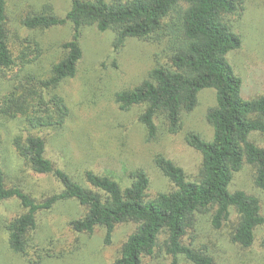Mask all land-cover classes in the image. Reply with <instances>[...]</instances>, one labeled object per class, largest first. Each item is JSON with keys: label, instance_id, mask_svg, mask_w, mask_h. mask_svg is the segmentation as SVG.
Listing matches in <instances>:
<instances>
[{"label": "trees", "instance_id": "1", "mask_svg": "<svg viewBox=\"0 0 264 264\" xmlns=\"http://www.w3.org/2000/svg\"><path fill=\"white\" fill-rule=\"evenodd\" d=\"M70 1L64 17L49 4L22 16V27L30 31L71 26V37L61 43L49 70L24 75L37 56L32 58L26 47L13 50L9 0H0V75L10 81L3 115L24 117L31 130L64 128L70 108L57 90L76 77L84 58V32L96 27L101 33H114L115 54L130 39L159 47L145 78L114 94L122 110L141 108L137 120L148 142L162 134L182 135L184 117L196 110L205 89L216 91L217 103L204 115L213 138L206 140L195 131L184 135L186 145L200 156L195 175L164 153L156 154L153 164L174 188L150 198L151 180L144 168L129 172L128 186L92 169L77 181L47 158V141L40 134L16 137L13 144L26 165L38 175L55 177L60 190L39 201L17 185L9 187L0 166V206L16 199L22 208L6 225L10 250L28 256L37 214L74 200L86 213L69 221V228L92 235L103 227L107 246L118 225H138L113 264H143L158 250L172 257L171 264H179L181 256L190 264H264V237L257 234L264 225L262 202L246 190H230L235 176L249 166L255 186L264 192V146L250 140L252 133L264 134V95L245 99L242 79L227 59L242 47L227 19L243 15L247 0ZM114 65L118 68L116 61ZM232 210L237 213L235 223Z\"/></svg>", "mask_w": 264, "mask_h": 264}, {"label": "rangeland", "instance_id": "2", "mask_svg": "<svg viewBox=\"0 0 264 264\" xmlns=\"http://www.w3.org/2000/svg\"><path fill=\"white\" fill-rule=\"evenodd\" d=\"M46 4L64 17L71 1L9 0L12 48L18 53L26 47L25 51L32 58L37 56V60L26 67L24 75L49 70L59 57L61 43L71 37L70 25L44 32L22 27L21 18L27 11L40 10ZM227 20L242 39V47L227 56L235 74L242 79V96L252 99L264 95V0H247L243 15L229 16ZM113 39L114 33L111 31L101 33L96 27L85 30L82 39L84 58L78 73L57 90L70 108L68 120L60 130H31L24 117L3 115V97L10 81L0 75V166L7 175L9 187L17 185L39 201L60 190L55 177L36 174L16 150L13 140L30 132L46 139L47 158L56 168L69 173L77 181L83 180L86 169H92L98 173H109L107 175L122 186H128L131 184L129 172L144 168L151 180L150 198H154L174 188L173 183L153 164V157L158 153L177 161L190 175L197 173L200 156L186 145L184 135L188 131H195L206 140L213 138V128L204 115L216 105V91L205 89L200 92L199 106L184 117L182 135L162 134L157 141L148 142L146 130L137 120L141 108L122 110L114 94L145 78L153 67L154 55L159 47L130 39L126 47L115 54L112 50ZM115 61L118 68H115ZM17 71L18 68L13 70ZM250 140L264 146V134L252 133ZM253 173L251 167H244L233 179L230 190H246L258 196L264 215V192L255 186ZM21 212L16 199L0 206V264H113L123 244L138 226L133 222L118 225L111 245L107 246L104 243L106 229L103 227L96 228L92 235L72 231L68 222L82 217L86 210L74 200L61 201L51 210L37 214V228L30 233L29 255L23 256L10 250L6 230V225ZM231 220L232 223L237 220L234 210ZM257 234L264 237V225L257 230ZM231 260L234 262L235 259ZM171 262V256L158 250L154 257L145 258L143 264ZM179 264L190 263L181 256Z\"/></svg>", "mask_w": 264, "mask_h": 264}]
</instances>
